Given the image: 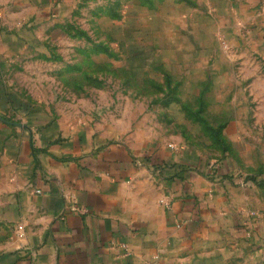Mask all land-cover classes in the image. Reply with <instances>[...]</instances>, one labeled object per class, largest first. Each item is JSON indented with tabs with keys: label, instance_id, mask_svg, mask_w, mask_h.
<instances>
[{
	"label": "rangeland",
	"instance_id": "rangeland-1",
	"mask_svg": "<svg viewBox=\"0 0 264 264\" xmlns=\"http://www.w3.org/2000/svg\"><path fill=\"white\" fill-rule=\"evenodd\" d=\"M0 22L7 86L42 119L264 176V0H0ZM240 252L224 264H264Z\"/></svg>",
	"mask_w": 264,
	"mask_h": 264
},
{
	"label": "crops",
	"instance_id": "crops-1",
	"mask_svg": "<svg viewBox=\"0 0 264 264\" xmlns=\"http://www.w3.org/2000/svg\"><path fill=\"white\" fill-rule=\"evenodd\" d=\"M4 25L0 264H224L243 248L264 253V186L239 183L253 165L231 149L193 163L159 143L42 119L7 86L4 59L17 38Z\"/></svg>",
	"mask_w": 264,
	"mask_h": 264
},
{
	"label": "trees",
	"instance_id": "trees-1",
	"mask_svg": "<svg viewBox=\"0 0 264 264\" xmlns=\"http://www.w3.org/2000/svg\"><path fill=\"white\" fill-rule=\"evenodd\" d=\"M222 129H223V127L222 126H220V127H218V128H216L215 130H212L214 133H215V136L216 137H219L217 140H216V142L217 143H219V144H223L224 142H223V137H222ZM228 148V147H227ZM226 148V150H228ZM144 161H146V162H149L150 160H149V158H148V155H146L145 154V156L142 158ZM246 180H249V181H251V183H253V184H255V185H262V186H264V179H262V180H257L256 179V177L255 176H247L246 177Z\"/></svg>",
	"mask_w": 264,
	"mask_h": 264
},
{
	"label": "built area",
	"instance_id": "built-area-1",
	"mask_svg": "<svg viewBox=\"0 0 264 264\" xmlns=\"http://www.w3.org/2000/svg\"><path fill=\"white\" fill-rule=\"evenodd\" d=\"M248 182H250V181L246 180V178H245V179L240 180L239 183H240V185L244 186ZM37 192H39V190H37ZM166 206H168V204H166ZM70 209L73 211H85L84 208L79 207L77 204H71ZM18 228H21V226H19Z\"/></svg>",
	"mask_w": 264,
	"mask_h": 264
}]
</instances>
